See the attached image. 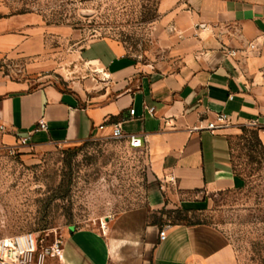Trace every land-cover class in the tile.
Listing matches in <instances>:
<instances>
[{"label": "crops", "instance_id": "1", "mask_svg": "<svg viewBox=\"0 0 264 264\" xmlns=\"http://www.w3.org/2000/svg\"><path fill=\"white\" fill-rule=\"evenodd\" d=\"M159 12L161 49L152 66L104 39L82 49V62L105 77L88 101L53 84L29 89L5 73L18 60L37 59L25 65L29 72L44 69L48 31L40 16L7 15L0 7V144L14 148L30 135L32 146L73 144L110 137L121 124L142 139L138 150L152 176L182 197V209L239 187L231 137L241 126L264 128V0H162ZM220 113L228 126L208 130ZM40 123L48 130L35 132ZM148 216V208L124 212L104 234L74 230L64 239L63 262L49 264H233L231 245L215 227L163 228Z\"/></svg>", "mask_w": 264, "mask_h": 264}, {"label": "rangeland", "instance_id": "2", "mask_svg": "<svg viewBox=\"0 0 264 264\" xmlns=\"http://www.w3.org/2000/svg\"><path fill=\"white\" fill-rule=\"evenodd\" d=\"M161 1L0 0L7 15H38L48 31L44 69L30 73L25 65L37 62L30 59L10 63L4 71L22 78L29 89L53 84L96 100L92 95L105 87V77L82 62V49L104 39L152 66L161 49L155 30ZM231 148L241 185L206 194L202 204L182 209V197L152 176L145 154L122 140L99 136L64 145L0 144V239L32 232L50 244L64 240L71 229L104 234L120 214L148 208L150 224L215 227L231 245L233 264H264V128L238 127Z\"/></svg>", "mask_w": 264, "mask_h": 264}, {"label": "built area", "instance_id": "3", "mask_svg": "<svg viewBox=\"0 0 264 264\" xmlns=\"http://www.w3.org/2000/svg\"><path fill=\"white\" fill-rule=\"evenodd\" d=\"M252 49L255 48L250 44ZM237 52L230 51L228 56L234 57ZM151 113L153 109L149 110ZM130 115L134 116V110H130ZM229 117L226 114L220 113L215 122L207 126L208 130H220L228 126ZM4 130L0 126V132ZM48 126L46 123H40L35 132L47 131ZM115 140H122L127 142L131 149H141L143 147L142 139L136 135H126L122 129L121 124L113 126V131L110 136ZM31 140V135L19 140L18 146H28ZM176 180L172 176L170 182L174 183ZM160 241L166 239V230H162L159 234ZM64 252V240L61 238L55 239L50 244L47 243L45 237H41L35 233L27 232L18 234L11 237L0 239V264H47L49 258H56L61 263Z\"/></svg>", "mask_w": 264, "mask_h": 264}, {"label": "water", "instance_id": "4", "mask_svg": "<svg viewBox=\"0 0 264 264\" xmlns=\"http://www.w3.org/2000/svg\"><path fill=\"white\" fill-rule=\"evenodd\" d=\"M70 232H71V233L74 232V229H71Z\"/></svg>", "mask_w": 264, "mask_h": 264}]
</instances>
